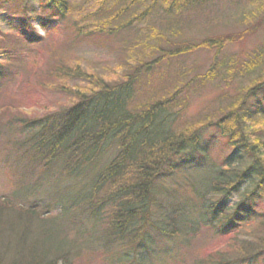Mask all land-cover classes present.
Instances as JSON below:
<instances>
[{"label":"trees","instance_id":"1","mask_svg":"<svg viewBox=\"0 0 264 264\" xmlns=\"http://www.w3.org/2000/svg\"><path fill=\"white\" fill-rule=\"evenodd\" d=\"M7 1L0 0V11ZM91 1L98 4L96 9ZM235 1L84 0L74 5L70 0H39V8L33 12L50 39L58 27L71 31L72 42L90 35L122 37L138 29L145 38L135 40L142 52L130 58L129 65L136 67L127 64L131 70L125 80L108 83L100 75L87 76L80 64L56 54L52 71L56 78L61 76L65 82L80 79L92 88L66 92L77 101L39 118L4 112L3 117L10 119H0L1 166L14 174L9 183L16 190L11 197H0V264H77L89 255L85 244L102 242L109 249H119L115 256L127 254L120 264H145L137 257L128 259V255L148 247L154 230L170 245L183 240L179 244L186 249L203 231L219 242L214 251H205L191 264H254L264 258V42L251 50L230 52L252 31L187 41L181 39L180 32L181 22L189 14ZM246 2L250 10L240 13L239 20L251 22L255 31L264 28V0ZM28 6V0L14 5V12H25L23 23L29 22L32 13L26 12ZM156 15L163 16L170 36L180 42L153 25L140 28ZM28 35L11 32L0 36L1 70L18 66L20 62L11 63L25 47L54 46L32 26ZM201 50L214 53L206 71L187 70L184 76L194 75L186 82L178 79L172 88L133 105L142 78L150 84L161 62L171 64ZM14 77L12 73L0 78V92ZM218 79L225 88L218 95L217 112L204 120L187 121L185 113L194 93ZM54 90L63 93L66 87L58 83ZM211 127L219 128L228 139V154L221 166L205 177L202 190L193 186L195 191L185 206L190 209L174 206L168 208L169 216H160L157 210L165 205L157 192L158 181L173 160L197 146L202 132ZM113 149L106 162L107 152ZM88 168L93 172L86 197L80 193L60 208L55 201L42 204L31 200L40 188L56 189ZM21 191L27 196L24 200V196L18 198ZM172 195L178 202L177 192ZM235 195L238 198L233 200ZM79 199L87 221L101 234L85 231V225L71 220ZM164 221L170 222L173 231L167 232ZM166 252L170 253L169 247Z\"/></svg>","mask_w":264,"mask_h":264},{"label":"rangeland","instance_id":"2","mask_svg":"<svg viewBox=\"0 0 264 264\" xmlns=\"http://www.w3.org/2000/svg\"><path fill=\"white\" fill-rule=\"evenodd\" d=\"M17 1H7V5L0 11V36L11 32L29 36L28 33H31L32 26L39 35L46 38L48 32L42 29L41 25L37 22L38 15L33 12V9L39 8V0H28L30 7L28 6L29 8L26 12L32 13L28 14L29 22L24 23L25 16L23 14L25 12H14V5ZM70 1L74 5H79L84 0ZM91 4L94 9L98 7L95 1H91ZM243 9L246 11H243ZM249 10L246 0H237L233 3H219L217 7L211 10L189 14L180 25L181 39L184 41L201 40L208 36L252 31L245 33L244 39L229 49L230 52L251 50L264 42V28H259L255 31L253 26H249L252 25L251 22L242 23L239 20L238 15L243 12L247 14ZM147 24L162 30L171 40L175 42L181 41L179 39L174 40L170 36L167 22L163 19V16L156 15L149 17V20L141 24L140 28H143L145 25L147 26ZM144 29L146 30V28ZM139 30L128 35L122 34V37L90 35L82 37L79 42H72L71 31L58 27L57 32L52 34L53 38L50 39L49 36L46 39L48 45H54L53 48L40 47V45L28 46L16 55L14 54L16 62L11 64L19 62L20 64L18 66L14 64V67H7L8 69L3 68L1 70L0 68V78L3 75L9 76L12 73L15 74V80L10 83V86L5 91L0 92V119H10V117H3L4 112L8 113V111H11L15 116L30 119L58 112L77 101L75 95H69L66 92L70 90L74 92L84 91L92 88L93 85H88L89 82L88 84L86 82L82 83L80 79H76L78 80L76 82H65L62 81L63 78L61 76V79L56 78L52 73L56 62L54 61L56 54H61L68 62L74 65L80 64L82 70L87 73V76H93V74L100 75L108 83L125 80V75L131 70L127 68L129 63L132 62L130 58H135L139 52H142V49L135 41L137 38L140 41H143L145 38ZM213 56V52L201 50L185 56L181 60H174L171 64L167 61L161 62L158 69L154 70L155 72L157 71L155 73L156 77L151 80L150 84L146 82L145 77L142 78L143 85L141 88L139 87L133 105L142 104L146 99L149 100L153 94H161L164 88H172L173 84L178 82V79L186 82L194 75L193 73H186L187 75L184 76L183 74L187 70L193 71L196 68V70L201 72L206 71L212 63ZM129 66L133 67V69L136 67L134 64ZM144 75L146 74L144 73L142 76ZM93 79L92 77L89 81H93ZM58 83L66 87L65 92L62 93L54 90ZM153 88L156 92H154ZM223 88H225V83H222L219 79L205 88H199L194 93L195 95L193 94L194 96H192L191 103L185 113V119L190 122H197L204 120L206 116L216 113L218 95L223 94L221 91ZM227 150L228 139H226L219 128L211 127L205 129L202 132L200 143L194 148H190L188 151L178 155L171 163L172 165L166 168L165 174L158 181L157 192L165 205V207L157 210L163 212H158L159 215L169 216V209L171 207L174 208V206L182 207V210L190 209L185 206L191 192L195 191L193 186H197L201 190L203 189L201 187L203 180L221 166L225 156L228 154ZM114 152L115 149L107 152L106 162L109 161ZM1 162L0 153V197H11L12 190H16V188H12L13 184L9 183V178H13L14 174L2 167ZM104 162L101 166L104 165ZM92 172L90 168L84 169L78 178L75 177L72 180L66 181L56 189L50 186L40 188L36 196L32 195L31 200L39 201L42 204L55 201L57 207L60 208L64 202L77 197L80 193L86 197L92 184ZM174 192H177L178 202H174L172 195ZM22 196H24L23 200L27 197L25 191L18 193V198ZM237 198L238 195H235L233 200ZM75 205L71 220H78L80 225H85V228L88 229L85 231L94 232L95 235L101 234L99 228L93 227L92 223L87 221L83 201L79 199ZM66 221H68V218ZM162 225L166 227L167 232L173 231L169 221H164ZM180 242H183V240H180L177 246L176 244L170 245L158 231L154 230L149 239V246L140 248L139 251L131 256L129 254L128 259L137 257L139 261L141 259L145 264H191L196 257L205 254V251H214L217 248L216 246L219 245V242L217 243L216 240L212 239L206 231L200 233V236L192 241L188 249L184 248L183 244H179ZM84 247H88V251L85 252H88L89 255L86 258H81L77 264H120L121 259L124 256L127 257V254L115 256L118 248L116 249L114 246L112 249H109L106 243L103 242L85 244ZM168 247L170 253L166 252ZM176 249L179 252L178 258H176L178 252H174ZM254 264H264V258Z\"/></svg>","mask_w":264,"mask_h":264}]
</instances>
